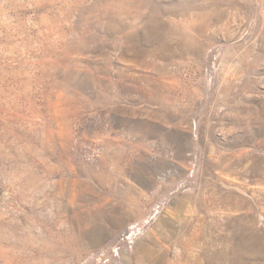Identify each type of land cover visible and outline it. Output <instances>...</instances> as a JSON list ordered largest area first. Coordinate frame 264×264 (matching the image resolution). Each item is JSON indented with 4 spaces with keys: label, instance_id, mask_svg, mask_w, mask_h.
<instances>
[{
    "label": "rangeland",
    "instance_id": "374dc122",
    "mask_svg": "<svg viewBox=\"0 0 264 264\" xmlns=\"http://www.w3.org/2000/svg\"><path fill=\"white\" fill-rule=\"evenodd\" d=\"M0 264H264V0H0Z\"/></svg>",
    "mask_w": 264,
    "mask_h": 264
}]
</instances>
